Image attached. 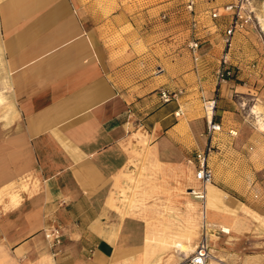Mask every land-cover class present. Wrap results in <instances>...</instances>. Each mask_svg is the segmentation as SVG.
I'll use <instances>...</instances> for the list:
<instances>
[{
  "label": "crops",
  "instance_id": "crops-1",
  "mask_svg": "<svg viewBox=\"0 0 264 264\" xmlns=\"http://www.w3.org/2000/svg\"><path fill=\"white\" fill-rule=\"evenodd\" d=\"M224 25L199 40L211 89ZM140 59L142 72L131 70L136 60L110 58L82 0H0V86L10 82L0 110V250L38 264H139L143 220L107 203L130 161V125L170 161L209 143L205 119L181 107L175 114L177 101L158 96L182 69ZM244 76L218 85L214 119L228 130L252 121L254 134L264 131V85ZM57 225L53 243L46 232Z\"/></svg>",
  "mask_w": 264,
  "mask_h": 264
},
{
  "label": "rangeland",
  "instance_id": "rangeland-1",
  "mask_svg": "<svg viewBox=\"0 0 264 264\" xmlns=\"http://www.w3.org/2000/svg\"><path fill=\"white\" fill-rule=\"evenodd\" d=\"M230 1L195 0L194 11L186 7L187 0H82V4L86 14L98 22L113 61L136 60L131 70L137 72L143 71L140 58L146 54L152 69L156 63L173 68L177 63L181 73L166 76L168 80L161 87H182L183 92L171 100L186 110V116L198 113L205 119L203 99L215 95L217 105L218 85L211 89L206 67H198L188 45L194 38H204L206 29L219 32L229 18L224 5ZM249 3L253 21L235 33L239 36L237 43L243 46L239 49L242 58L246 59L240 63L235 58L233 37L230 60L235 74L231 79L239 76L235 81L243 83L247 73L257 77L256 84L264 85V28L259 18H264V0ZM212 10L220 14L213 17ZM203 50L198 47L199 52ZM252 62L258 68L251 67ZM9 84L5 79L0 86V110L6 106ZM252 123H243L234 134L221 128L208 137L214 145L209 157L214 184L209 186L205 200L191 191L198 187L189 170L191 166L193 172V165L188 161L194 149L183 151L177 161L162 159L145 129L137 123L130 125V161L117 174L107 203L122 216L130 214L143 220L144 250L139 264H176L195 249L202 237L223 264H264V131L253 134ZM0 264L38 262L22 261L10 251L0 250Z\"/></svg>",
  "mask_w": 264,
  "mask_h": 264
},
{
  "label": "built area",
  "instance_id": "built-area-1",
  "mask_svg": "<svg viewBox=\"0 0 264 264\" xmlns=\"http://www.w3.org/2000/svg\"><path fill=\"white\" fill-rule=\"evenodd\" d=\"M195 0H187L186 7L189 11H194ZM225 12L229 15L225 26L222 30V50L217 59V65L214 69L215 84L219 85L222 82L231 79L235 74L234 64L230 60V50L232 46V40L235 33L250 25L253 21V9L250 7L249 0H232L224 5ZM220 12L212 10L211 15L216 17ZM189 49L191 51L193 60L197 64L201 60V53L198 51L199 40L194 38L189 42ZM251 67L258 68V64L252 62ZM259 70V69H258ZM183 92L182 87H177L173 90H169L166 87L159 88V97L161 101L167 102L172 98ZM216 109V96L207 97L203 99V111L206 120V133L211 138L213 134L221 129V124L214 119ZM209 111L210 117H209ZM180 113V107L177 108L175 114ZM230 133H235V130L229 129ZM213 143L209 140V143L205 148L194 150L193 157L189 158L188 161L193 165L194 177L199 181V187L197 192L194 194L198 195L199 198H203L205 185L211 182L214 177V170L212 165L209 163L210 152L213 147ZM194 191L193 189H191ZM47 238L57 243L61 240V232L59 226H54L52 229L46 232ZM210 247L205 238H201L195 249L184 259L176 264H207L210 255Z\"/></svg>",
  "mask_w": 264,
  "mask_h": 264
},
{
  "label": "bare ground",
  "instance_id": "bare-ground-1",
  "mask_svg": "<svg viewBox=\"0 0 264 264\" xmlns=\"http://www.w3.org/2000/svg\"><path fill=\"white\" fill-rule=\"evenodd\" d=\"M264 23V22H263ZM210 113H211V111H209V117H210ZM261 119H263V118H261ZM264 120V119H263ZM260 121V120H259ZM264 123V122H263ZM264 125V124H263ZM189 170H190V172H191V174H192V176H193V179L198 183V187H199V181L194 177V174H193V172H192V167L190 166L189 167ZM212 184H214L213 183V181H211V182H208L206 185H205V190H204V194H203V199L202 200H205L206 199V197H207V193H208V188H209V186H211ZM198 187H194L193 188V190L194 191H192L193 193H192V195H194V196H197L198 197V195H196V194H194V192H197L196 190H198ZM199 198V197H198ZM197 198V199H198ZM199 199H201V198H199ZM207 240V239H206ZM207 242H208V240H207ZM211 250V249H210ZM209 260L207 261V264H223V261H222V259H220V258H218L217 256H215V255H212V253H210V255H209Z\"/></svg>",
  "mask_w": 264,
  "mask_h": 264
}]
</instances>
